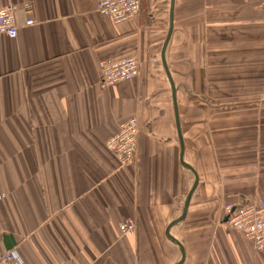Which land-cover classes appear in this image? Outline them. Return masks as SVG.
I'll list each match as a JSON object with an SVG mask.
<instances>
[{
	"label": "crops",
	"instance_id": "obj_1",
	"mask_svg": "<svg viewBox=\"0 0 264 264\" xmlns=\"http://www.w3.org/2000/svg\"><path fill=\"white\" fill-rule=\"evenodd\" d=\"M99 1L0 0L17 26L0 36V254L21 264L180 260L165 230L194 178L161 63L170 0H142L122 24ZM129 57L137 76L101 88L98 63ZM165 61L198 176L170 230L183 264H264L224 222L240 199L264 203V0H175ZM131 117L137 156L119 168L105 143ZM128 220L133 234L119 229Z\"/></svg>",
	"mask_w": 264,
	"mask_h": 264
},
{
	"label": "built area",
	"instance_id": "obj_2",
	"mask_svg": "<svg viewBox=\"0 0 264 264\" xmlns=\"http://www.w3.org/2000/svg\"><path fill=\"white\" fill-rule=\"evenodd\" d=\"M142 0H100L97 11L108 17L114 24H122L136 17L141 9ZM36 21L27 20L26 25H33ZM14 39L17 36L16 8L9 4L0 8V36ZM100 70V87L106 88L113 84L129 81L137 76L139 62L136 57H129L119 61L102 60L98 63ZM138 124L135 117L122 123L118 132L105 143L106 149L113 155L119 166H132L138 146ZM0 195V198H3ZM227 221L231 229L242 234L252 245L254 251L264 250V203L240 199L236 205L225 207ZM124 233H130L131 223L124 221L119 225ZM0 264H21L15 251L0 254Z\"/></svg>",
	"mask_w": 264,
	"mask_h": 264
},
{
	"label": "water",
	"instance_id": "obj_3",
	"mask_svg": "<svg viewBox=\"0 0 264 264\" xmlns=\"http://www.w3.org/2000/svg\"><path fill=\"white\" fill-rule=\"evenodd\" d=\"M174 5H175V0H170V8H169V29H168V33L166 36V39L164 41L163 47H162V51H161V63L163 66V69L165 71V74L167 76L168 82L170 84V88H171V95H172V102H173V109H174V116H175V123H176V128H177V133H178V137H179V142H180V163L182 165L183 168H185L186 170H188L193 178H194V182L185 198L184 204H183V208H182V212L181 215L175 219L174 221L170 222L168 224V226L166 227L165 230V237L168 241H170L172 244H174L179 252H180V260L176 263V264H183L184 259H185V251L183 246L181 245V243L179 241H177L171 234H170V230L172 227H174L175 225H177L178 223H180L181 221L184 220L186 214H187V210H188V206L190 203V199L191 196L193 194V192L195 191L197 184H198V176L197 173L195 172V170L188 165L187 163H185V161L183 160V140L181 138V132H180V126H179V120H178V113H177V103H176V90H175V86L173 84L172 78L170 76V73L167 69V65H166V61H165V51L168 45V42L170 40L171 34H172V30H173V21H174ZM227 221V217L224 218V222Z\"/></svg>",
	"mask_w": 264,
	"mask_h": 264
},
{
	"label": "rangeland",
	"instance_id": "obj_4",
	"mask_svg": "<svg viewBox=\"0 0 264 264\" xmlns=\"http://www.w3.org/2000/svg\"><path fill=\"white\" fill-rule=\"evenodd\" d=\"M137 60H138V59H137ZM135 118H136V117H135ZM126 121H127V120H126ZM126 121H125V122H126ZM123 123H124V122H123ZM137 124H138V122H137ZM119 127H120V126H119ZM138 131H139V127H138ZM138 137H139V133H138ZM137 147H138V146H137ZM137 150H138V149H137ZM137 150H136V156H137ZM135 159H136V157H135ZM134 162H135V161H134ZM133 164H134V163H133ZM118 166H119V165H118ZM120 167H122V166H119V168H120ZM190 177H191V176H190ZM128 222L131 223V225H132V229H131V232H130V233L133 234V233H134V229H135V223H134L133 221H131V220H128ZM126 232H127V231H125L124 233L122 232V233H123V234H126Z\"/></svg>",
	"mask_w": 264,
	"mask_h": 264
}]
</instances>
